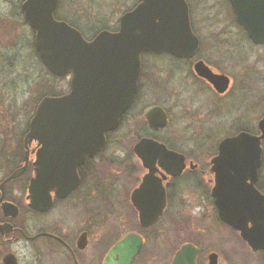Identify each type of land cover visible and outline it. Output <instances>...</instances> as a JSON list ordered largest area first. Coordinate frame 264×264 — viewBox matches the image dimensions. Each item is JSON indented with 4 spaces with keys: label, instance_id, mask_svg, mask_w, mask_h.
Returning <instances> with one entry per match:
<instances>
[{
    "label": "water",
    "instance_id": "95a60500",
    "mask_svg": "<svg viewBox=\"0 0 264 264\" xmlns=\"http://www.w3.org/2000/svg\"><path fill=\"white\" fill-rule=\"evenodd\" d=\"M141 1L121 16L116 32L101 31L91 41L54 18L59 0L22 2L23 18L34 33L40 61L53 76L70 77L67 94L41 99L24 138L25 145L36 142L38 146L25 197L31 210L48 211L53 197L65 198L77 187L78 167L101 151L105 135L118 127L119 119L135 97L143 54L168 53L191 58L197 53L199 42L191 31L184 0ZM231 3L237 23L256 44H264V0H231ZM194 69L199 77L222 83L203 63H197ZM146 120L153 129L163 128L167 123L160 107L151 108ZM258 128L259 136L240 133L220 145L221 151H233L229 161L236 167V174L256 172L260 144L264 141V117ZM143 142L150 141H141L135 149H143L146 146ZM24 169L25 166L15 171L6 181L18 177ZM223 182L217 172L213 196L221 221L238 231L253 252L263 250L264 197L252 187L244 186L241 178H236L239 187L235 191L233 187L225 190ZM0 205L5 215H17L13 204L0 198ZM157 215L140 213L143 222H153ZM140 247L141 240L128 235L109 251L104 264H131ZM198 254L197 248L186 244L176 252L171 264H195ZM3 264H16L14 256H5ZM208 264H217L215 254L209 256Z\"/></svg>",
    "mask_w": 264,
    "mask_h": 264
},
{
    "label": "rangeland",
    "instance_id": "374dc122",
    "mask_svg": "<svg viewBox=\"0 0 264 264\" xmlns=\"http://www.w3.org/2000/svg\"><path fill=\"white\" fill-rule=\"evenodd\" d=\"M22 1L0 0V124L12 126L7 127L8 136L3 138L9 142L15 140L19 130L27 125L42 98L58 96L68 90V79L53 77L35 57L31 46L33 31L24 24L19 15L18 6ZM215 2L216 0H190L195 23L199 25L198 34L203 39L202 51L205 56L213 62L223 59L226 72L227 67H236L234 72H229L234 75L238 91L235 90L233 97L224 102L220 112L234 110L215 116L213 121L227 126L234 121L243 123V120H251L254 130L252 134L257 135L256 122L264 115V47L250 46L243 37L237 36L230 20L216 16V13L221 16L223 6ZM135 3L136 0H60L55 15L76 25L77 30L90 39L101 30H115L119 18ZM203 13L205 19L198 20L202 18ZM218 41L220 47L217 50ZM180 66L183 67L168 57H144L139 80L141 106L135 107L132 115L135 116L128 122L129 130L121 127L115 131L104 152L92 164L93 168H90L98 182H103V177L113 180L111 193L104 190L100 195L95 189L93 194L80 196L79 200H69L61 206H56L44 217L23 209L18 220L39 229L46 222L51 223L58 219L66 221L67 226H76L74 222L84 221L87 215H94L104 222V231H114L113 227H118L115 231L118 235L127 231L123 224L118 225L119 222L126 221L127 215L124 212L116 211L109 215L108 211L99 207L111 201L115 207L121 208L128 199V194L121 189L122 176L109 174L106 168L108 163H112L113 171H116L118 166L123 167L118 163L121 154L130 152V147L141 134L142 115L152 106H160L170 115L169 125L162 136H170L171 141L185 154L191 155L197 151V155L202 157L201 150L196 149L197 146L203 145L204 150L208 151L220 140L236 134L230 126L224 130L217 126L208 131L210 127L206 128V120L201 115L208 107L207 104H211L210 96L197 87H191L190 81L185 78L187 70ZM248 104L250 108H247ZM195 108L198 112L192 116ZM235 108L238 110L235 111ZM133 162L130 161L131 164ZM114 163L119 165L114 166ZM5 167L1 164L0 171L5 170ZM194 178L191 176L189 179L195 182ZM192 181H184L181 187L178 184L177 191L180 189L183 197L195 193ZM98 187L104 189L103 186ZM104 194L108 200L103 198ZM94 207L99 209L96 208L94 212L89 210ZM105 207L107 205L103 208ZM157 228L160 236L148 241L145 254L162 256L167 253L168 245L172 247L173 252L184 243L192 242L201 246L205 255L210 251L216 252L218 264H264V252L253 254L242 245L234 233L230 234L222 227L213 212H200L191 206L180 204L174 211L165 214ZM12 250L18 253L22 261L30 260V253L24 243L12 247ZM204 262L202 258V263Z\"/></svg>",
    "mask_w": 264,
    "mask_h": 264
},
{
    "label": "flooded vegetation",
    "instance_id": "af4514ba",
    "mask_svg": "<svg viewBox=\"0 0 264 264\" xmlns=\"http://www.w3.org/2000/svg\"><path fill=\"white\" fill-rule=\"evenodd\" d=\"M184 1L188 8V19L191 31L197 37L199 42L197 53L191 58H178L168 53L155 55L145 54L141 57L139 80L141 78L143 60L146 56L156 58L168 57L172 59L173 62L182 64L187 70L185 78L187 81H190V86L194 88L197 87L200 91H203L205 95L208 94L210 96L211 104H207L208 107L201 115V117L206 120V128L210 127L208 131H211V128L217 126L221 127L223 130L230 126V128L236 131V134L220 140L208 151L204 150L203 145L197 146L198 148L196 147V149L201 150L200 155H202V157L197 155V151L191 153V155L193 154L191 156L189 154H185L182 150L177 148V146L171 141L170 136H162L170 121V115L165 111V109L162 108L166 115L167 123L165 127L159 129L151 128L146 120V113L151 108L157 106H152L145 110L142 115L143 126L140 127L141 134L138 135L137 140L130 147V152L128 153L125 151L121 154L122 156L118 163L123 167L121 168L118 166L116 171H113V168L111 167L113 166L112 163H108L106 168L109 174L122 176V180L120 181L121 189L128 194V199L125 200V205L121 206L122 209L115 207L111 201L105 205L99 206L103 209V211H108L109 215L111 212L116 211H122L127 215L125 222L118 223V225L123 224V228H127V231L118 235L115 232L118 227H113L112 230L114 231H104L102 226V224L104 225V222L99 220L98 216L94 215H87L86 220L84 221L74 222L77 224L76 226H67L66 221L58 219L51 223L46 222L44 226L39 229L32 228L27 222H20L18 219L21 212H23V209H26L27 212L31 214L44 217L50 214L56 206H61V204L69 200H79L80 196L91 194L93 191H96L95 189H97L96 193L100 195L104 192V190L111 193V183L113 180L103 177V182H98V180L93 177V172L90 168H93L91 167L92 164L104 152L110 141L109 139L111 135L115 131L121 127L129 130L130 126L128 122L135 116H132L135 107L137 105L141 106V102L139 103V80L135 97L130 107L119 119L118 127L114 131L105 135L106 142L101 151H99V153H97L94 157L88 159L82 166L78 167L77 187L65 198L57 199L53 197L50 209L45 212H36L31 210L28 208L25 201L28 185L33 177V164L38 150L36 142H31L28 145H25L24 143V138L28 133L29 122L32 117L27 125L24 126L22 130H19L18 136L12 142H9V140H3V138L8 136L7 134L9 133L7 127L11 128L12 126L10 127L9 125L0 124V165L3 164L6 166L5 170L2 168L3 170L0 171V198H2V202L11 203L16 206L18 212L14 217L10 215L7 216L2 212L0 205V226L2 227V229H0V246H2L0 247V264H3V259L7 255L14 256L16 264H104L109 251H111V249L119 241L123 240L128 235L136 236L141 240L139 252L131 264H171L179 248L171 252L172 247L170 248L168 245L169 248L167 249V253H163L162 256L161 254L159 256V254L154 253L145 254V252L148 241L154 240L160 236L157 228L160 220L166 213L174 211L175 207L180 204L181 206H191L200 212L205 210L213 212L222 227L226 228L230 234L234 233L242 245H245L247 248L249 247L246 242L243 241L238 231L221 221L218 214V205L215 197L213 196V189L215 187V180L218 172V175H220L225 181L222 183V187H224L225 190H229V188L233 187V191H235L236 188L239 187V183H236V178H241V180L244 181V186L246 185L247 187H252L257 193L264 197V141L260 144V163L256 168L254 175H250V173L236 174V167L231 161H229V157L230 155H233V151L229 149L221 151L220 149V145L225 139L236 137L240 133H249L254 136H259L260 131L258 124L264 115L256 122L257 135L252 134L254 130L252 128L253 121L251 120L249 122H245V120H243V123H239L238 120L227 126L219 123L218 121H213L215 116L234 110L231 109L226 112H220V107L222 108L224 102L230 100L233 97L232 95H234V91L237 90L234 75L230 73L235 70L236 67H227V71H230L229 74L224 69V60L222 58V60L213 62L210 61L208 56H205V53L202 51L203 39L198 34L199 25L195 23L190 0ZM141 2V0H136L135 5L124 13L131 11ZM215 3L223 6L221 16L219 13H216V16H219L220 19H225L227 21L230 20L232 22V26L235 27L237 36L243 37L250 46L264 47V44H256L248 36L247 32L237 23L231 0H216ZM204 15L205 14L203 13L202 18H199L198 20H204ZM207 18L208 17H206V19ZM57 19L59 21H64L71 27L77 29L76 25L71 22H67L66 20H62L58 17ZM118 27L119 20L116 24V29L113 31H116ZM80 33L84 37L83 33ZM95 35L90 39L84 38L90 41L95 37ZM183 43L185 45V40ZM219 43L220 41L217 42V50L220 47ZM208 48L209 46L206 49ZM199 62L203 63L214 76L220 77L222 79V83L218 81H214V83H212L206 78L199 77L194 69L195 65ZM180 67L183 68L182 66ZM65 79H68V90L66 92L68 93L69 78L65 77ZM243 106H245V101ZM247 108H250L249 104L247 105ZM236 110H238V108H235V111ZM197 112L198 109L195 108L192 116H195ZM209 120H211V122H209ZM143 140H148L150 142H143L146 145L143 149H135L136 145ZM123 143L125 144V142ZM169 153H173L174 156ZM139 154H141L142 157H139ZM175 154L180 155L181 158H176ZM238 155H242L241 150L238 152ZM25 156H27L26 165L24 164ZM130 161H134L135 163L133 162L131 164ZM118 163H114V166L115 164L119 165ZM23 166H25V169L18 177L6 181L15 171L21 169ZM242 171L244 172L245 168H243ZM191 176L195 177V182H193L192 179H189ZM186 180L192 181V186L195 187V193L183 197L181 195L183 193L180 194L181 190L179 189V191H177V186L179 184L181 187L182 183H184V181L186 182ZM98 186H103L104 189ZM134 193H136L135 197H133ZM195 195L196 197H194ZM102 196L108 200L105 194ZM106 205L107 207L103 208ZM99 207H94L89 210L94 212L96 211V208L99 209ZM141 212L156 213L158 214V217L153 222H143L140 217ZM168 222L170 224V220H168ZM19 243H24L30 253V260H28V262H26V260L22 261L18 256V253H15L14 250H12V247H15ZM185 244H191L199 250L195 264H203L202 258L205 260L204 264H208V258L211 254H215L217 256L218 264V254L216 252L210 251L207 255H205V251L201 248V246L192 242H187L183 245ZM251 252L253 254H258L264 252V249L257 252H253L251 250Z\"/></svg>",
    "mask_w": 264,
    "mask_h": 264
},
{
    "label": "trees",
    "instance_id": "16d2710c",
    "mask_svg": "<svg viewBox=\"0 0 264 264\" xmlns=\"http://www.w3.org/2000/svg\"><path fill=\"white\" fill-rule=\"evenodd\" d=\"M21 3H20V5L18 6L19 8H18V10H19V15L22 17V12H21ZM23 18V17H22ZM24 24L26 25V23H25V21H24ZM31 46L33 47V52H34V54H35V57L38 59V57H37V54H36V52H35V50H34V46H33V43L31 44ZM39 61V60H38ZM40 63V62H39ZM41 64V63H40ZM42 65V64H41ZM43 67V66H42ZM44 68V67H43ZM45 69V68H44ZM47 72V71H46ZM48 73V72H47Z\"/></svg>",
    "mask_w": 264,
    "mask_h": 264
}]
</instances>
